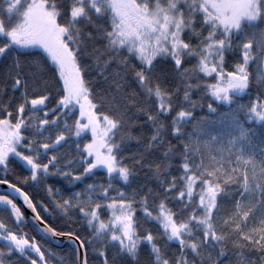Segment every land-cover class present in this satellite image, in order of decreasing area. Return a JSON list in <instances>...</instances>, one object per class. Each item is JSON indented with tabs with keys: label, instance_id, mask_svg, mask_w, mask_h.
<instances>
[{
	"label": "snow or ice",
	"instance_id": "obj_1",
	"mask_svg": "<svg viewBox=\"0 0 264 264\" xmlns=\"http://www.w3.org/2000/svg\"><path fill=\"white\" fill-rule=\"evenodd\" d=\"M0 264H264V0H0Z\"/></svg>",
	"mask_w": 264,
	"mask_h": 264
}]
</instances>
